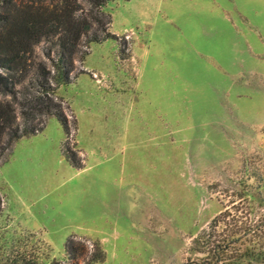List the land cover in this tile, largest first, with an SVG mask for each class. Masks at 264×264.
<instances>
[{
	"label": "rangeland",
	"instance_id": "rangeland-1",
	"mask_svg": "<svg viewBox=\"0 0 264 264\" xmlns=\"http://www.w3.org/2000/svg\"><path fill=\"white\" fill-rule=\"evenodd\" d=\"M102 11L113 38L74 59L82 72L55 95L68 120L83 97L95 99L111 143L127 128L117 207L93 223L30 231L0 191V232L47 248L58 264L70 262L68 238L97 244L94 264H200L190 242L225 188L264 205V0H114Z\"/></svg>",
	"mask_w": 264,
	"mask_h": 264
},
{
	"label": "trees",
	"instance_id": "trees-1",
	"mask_svg": "<svg viewBox=\"0 0 264 264\" xmlns=\"http://www.w3.org/2000/svg\"><path fill=\"white\" fill-rule=\"evenodd\" d=\"M111 1L0 0V165L15 141L38 134L52 117L64 135L61 156L73 169L83 167L75 143L69 144L76 121L67 119L55 91L82 72L73 69V60L82 61L90 44L113 38L107 31L110 18L102 11ZM220 195L221 210L192 238L189 252L200 264H264V205L253 208L242 189L225 188ZM63 250L67 264H79L82 254V264L103 257L97 244L87 248L72 238ZM0 264L58 263L47 248L23 236L6 242L1 230Z\"/></svg>",
	"mask_w": 264,
	"mask_h": 264
},
{
	"label": "crops",
	"instance_id": "crops-1",
	"mask_svg": "<svg viewBox=\"0 0 264 264\" xmlns=\"http://www.w3.org/2000/svg\"><path fill=\"white\" fill-rule=\"evenodd\" d=\"M89 97L73 108V140L82 158L81 169H73L61 156L64 135L52 117L38 134L15 141L0 165L6 212L21 228L35 231L57 225V230H64L68 224L96 222L117 207L124 167L122 137L128 130L122 124L111 143L109 133L98 126L97 112L102 109ZM53 193L57 194L51 197Z\"/></svg>",
	"mask_w": 264,
	"mask_h": 264
}]
</instances>
